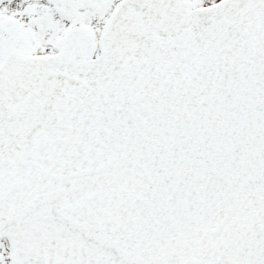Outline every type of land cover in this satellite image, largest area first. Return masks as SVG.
Listing matches in <instances>:
<instances>
[{"label":"snow or ice","instance_id":"6c2138e0","mask_svg":"<svg viewBox=\"0 0 264 264\" xmlns=\"http://www.w3.org/2000/svg\"><path fill=\"white\" fill-rule=\"evenodd\" d=\"M0 264H264V0H0Z\"/></svg>","mask_w":264,"mask_h":264}]
</instances>
